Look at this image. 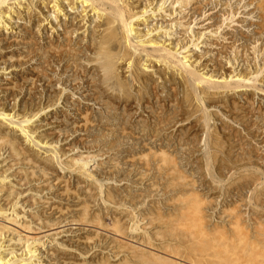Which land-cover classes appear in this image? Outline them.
I'll list each match as a JSON object with an SVG mask.
<instances>
[{
    "label": "bare ground",
    "instance_id": "obj_1",
    "mask_svg": "<svg viewBox=\"0 0 264 264\" xmlns=\"http://www.w3.org/2000/svg\"><path fill=\"white\" fill-rule=\"evenodd\" d=\"M210 1L211 0H0V54H10L15 50H27L29 43L32 41L30 43L32 45L34 42V40H31V37L35 32L40 41H44V43H41L48 54L49 60L47 61L48 58L45 60V68L49 70L48 67L57 64L56 66L73 71L76 75V77H72L73 79L70 81L72 82L70 86H67V84H69V79L67 81L65 80V83L61 79L62 74L66 72H60V77L58 76V80H56L55 83L61 84L63 87L55 93L54 96H56V99L53 100L54 102H45L44 104L41 102V104H37L36 106L33 99H23L20 104L16 101L17 96L20 94V84L24 81V84H27L26 87L28 90L32 91L36 82H41V76H44V72L46 74V70L43 67L42 70L37 69L36 71L33 68L34 65H29L34 60V56H32L34 52H31L32 54L28 52V54L21 53L17 55V60L19 61L21 59L23 61H19L20 63L14 65L12 64L10 67L9 65L7 66L5 62L15 59L14 53H11L10 57L4 54V60L1 59L3 56L0 57V60H2L0 62V78L1 80L7 81L4 84H0V93H3L2 96H4V98L12 97L17 91L19 93H16V97L14 96V99H12V105L14 104L12 107L11 105L8 106L7 103L2 104L0 102V264H120L122 260L120 262L116 260H118L117 258L120 257L119 255L123 250L125 251L127 249V253L132 254L131 256L134 254L137 257V254H139L135 251L136 249L133 245L131 246L130 244L124 243L122 240L115 239V237L111 238L110 242L104 240L101 241V243L99 241L98 250L80 253L79 245H86L92 238L86 236V238L82 239L73 229H62L65 225L63 216L66 210L69 212L76 210L79 213V217L73 219L72 224L87 223L89 219L87 214H90L88 212L90 204L88 206V200L86 199H90L91 202H102L106 201L108 198L110 200V198L113 197V193L110 189L104 190L102 188L103 186L95 179L96 177L93 178L94 175L88 172L86 170L87 168L85 169V167L88 166L89 156L88 158L87 156L81 157V155H79L80 157L76 158L75 154L74 156H71L73 154L67 155L65 152H59L61 148L57 147L59 150L56 149L55 144H57V142L55 143V139L58 138V136L53 131L56 129V126L53 125L55 123L51 120L53 119V115L48 116L47 114H49L50 108L58 107L60 101L62 104L59 106L62 110L60 112H64L63 108H65V110L67 109V114V111H73L74 117L78 118L77 122H79L78 124L81 128L79 130H83L91 122V118L88 117L87 113L89 106L99 105L103 109H112L111 107H114L113 104L110 103L112 101L117 103L116 108L125 109L128 112V118L134 119L137 126L140 125V127L144 129L151 127V130L154 128V133H152L151 136L154 138V140H152L153 142H156V140L162 141L161 139H163V137H165L164 140L166 141L169 137L168 134L172 136V132H174L176 128H182L185 123L192 122L191 126V123H188L189 127H186V132H188L187 136L182 132L184 127L182 131L180 128L177 129L179 130L178 133L176 132L177 135L174 134L175 132L173 134L178 137V135H181L179 134L181 131V133H183L182 135H185L184 138L194 139L198 142L202 139L201 134L206 133L207 139L213 147H211L212 149L210 148L211 152L208 153V161L217 159L221 161V157L226 158L229 155V157H231L233 146L231 147V152L228 149L229 147L227 149L224 147L222 149L220 148L225 142L228 143L230 139L234 140V138H237L238 133L234 132L231 134V132L227 131L229 133H227V135L223 134V136L218 129H211L214 122L212 121L213 125L211 126L210 123L213 117H217V119L218 116L220 117L221 111L218 109L223 110L221 114L227 118V120L230 119L229 121L235 122L236 124L239 119L254 118V114L249 112L252 109L254 111L256 108H254V98L257 95H259V97L264 96V49L261 48L259 50V48H256V42H259V40L262 39L261 36H264V0H248L247 6H254L253 10L257 12L258 19H260L259 22L257 21L258 24H256L255 31L253 30L254 33L252 34V38L254 37V41L252 39L253 42L251 43L253 51L251 53L252 57H249L250 55L248 56L249 53L245 54L246 50L244 48L247 46L243 47L245 51L242 49L245 54V56L242 57L240 55V46L237 44L242 40L246 41L245 43H247V41L249 43V40H251L249 38H251V36L247 37L244 35L245 33L233 34L231 31L230 33L228 31L223 33L232 23L234 24V12H229L230 15H226L227 17H224V14L222 16L224 17L222 22L214 21V17L207 16L208 18L204 19L202 23L209 20H212V23L201 31L193 30V28H195L193 26L197 25L195 21L205 18L206 13L204 10H206ZM186 7H188L189 11L184 15ZM178 16L180 17L177 18ZM156 17L165 20L164 24L155 23L151 25L152 22L150 20L153 21ZM241 22L243 21H240V23ZM202 23H198V25ZM177 28L182 31L183 38L186 37L183 41L187 38L189 40L184 42L179 40L180 43L174 40L176 41V44H174L172 38L165 37L162 39L164 36H171L173 34L172 31ZM5 34L7 35L6 37ZM54 34H56V38H54ZM257 36L260 39L256 38ZM205 37L211 40L207 43L205 42ZM39 39L36 38L35 43H37ZM206 41H208V39ZM202 44H207L213 50H208L207 47L203 53L201 52L202 54L197 53L196 51L203 47L200 46ZM240 44L241 46L244 45L243 43ZM248 50L249 49H247V51ZM259 58L262 63L260 62L261 64L259 66H257L258 64L254 65L253 63L257 62ZM223 59L225 60L224 63ZM235 61H242L245 63V69L237 71L233 64ZM40 67L38 66V68ZM16 68H20L19 71L28 70V72H31L27 73L29 76L27 74L23 75L18 80V72H15ZM43 70L45 71L43 72ZM9 75L12 76L10 78H4ZM48 80L51 82L52 78ZM42 85L45 86V84ZM68 88H71V91H67ZM43 91H45V94L47 92L50 94L47 85L43 88ZM91 93L92 97L89 96ZM164 93L166 95L168 94V97L166 95L162 97ZM76 94L80 97L77 96L76 99L72 101V98H74ZM33 96L36 97L37 95ZM235 96L238 97L237 100H234L235 98L233 99ZM178 97L180 101L177 100L179 99ZM12 101L8 103L11 104ZM90 102H92V104H90ZM170 105H174L172 106V110L174 109L173 107H176V111L174 110L172 112L173 115L170 113L166 115V106ZM260 105L261 104L258 106ZM19 106H21V108L18 110L23 111V113L17 112ZM83 108L85 111H83ZM256 109L259 113L264 111L262 110L264 108H260V110L259 107H257ZM106 112L111 111L109 110ZM245 112H248V114L251 113V117ZM54 114L56 113L54 112ZM62 115L64 116V114ZM170 115L171 117H167ZM247 116L249 118H247ZM110 119L111 118L108 117L105 118L104 122L99 121V123H96L106 125L111 131L113 130V124ZM42 122H45L44 124L46 126H50L49 129L47 128L49 130L47 132L50 134H47L44 129L41 130L42 126L40 125ZM258 123L256 124L259 126ZM215 127H217V124L214 128ZM228 127L230 126H227V128ZM223 128L225 129V125ZM233 130L237 131L236 129ZM235 133H237V135ZM128 134L125 130H122V134L119 135V138H131ZM183 136L179 138L182 139L181 137ZM169 141H171V139H169ZM169 141H167V143ZM155 142L152 144H155ZM227 146L226 144L225 147ZM241 147H243L242 144ZM158 149L160 151L157 150L159 152L155 153L159 154V156H170L165 154L166 152L162 150L163 148L160 147ZM248 154L246 157H248ZM260 155L262 156V154H258L259 160L262 159ZM152 156L153 155H151V157ZM128 157L135 159L134 155ZM61 158L63 159L61 160ZM166 158L167 157H165V159ZM252 159L254 160V158ZM168 160L169 158H167V162H169ZM175 160L176 159H174V161ZM224 160L225 159L222 161ZM151 163H153V161H151ZM165 163L166 162H164L163 165ZM173 163L171 165L173 168H169L174 169L175 173L177 171L175 168L176 163ZM220 163L223 165L222 162ZM57 166L60 167L59 169L61 170H69L77 166V174L80 172L83 175V181H81L84 183L81 184V188L84 190L85 194L82 198H80V196L72 198L67 193L69 192V188H67L68 180L57 176ZM143 166L146 172L147 170H153L151 164L149 165L147 162ZM169 168H163V170L160 171L161 173L158 172L159 175L161 174L167 177L169 175ZM157 170L158 169L154 167V171ZM172 176L174 177L173 174ZM178 177L180 178V176ZM176 185L178 186V183H176ZM181 189H183V187ZM189 191V193L186 192L188 196L186 195L187 197L184 199L187 203H184L189 205L191 203L195 206L188 209V212L185 211V208H182L183 210L176 219L177 227L179 226L184 232L187 234L189 233V239L185 238L187 243H189L186 247V251L184 250L186 256L184 255L185 252L182 249L183 247L181 248V252L184 254L181 255L180 247L174 246L166 249L164 254L166 258L160 255V257H158L157 254L153 257L155 253L151 254L149 252L148 256L142 253V255L144 254V260L145 257L148 260H150V257L154 258L155 261H153V259L147 262L150 264L151 262L152 264L155 262H157V264H232V250L234 251L235 249L233 241H228L229 239L227 240L225 237V239L219 241L215 240L213 237L214 240L212 241L210 238V240L208 239L209 235L207 236L206 230L202 227V216L204 214L201 213L202 210L199 209V205L194 202L192 190ZM183 195L184 194H182V196ZM69 199L72 200V204H69ZM84 215L87 219H82ZM92 219L94 218L92 217ZM93 222L94 221L91 223L93 224ZM95 222H97V220ZM97 223L99 224V219ZM8 224L17 225L26 234H21V231L20 233L17 232L16 237L13 235L11 236L10 232L14 233L19 229L14 230L16 228H12ZM102 225L100 224V226ZM79 229L83 230L81 228L77 230ZM96 230L95 232L97 233ZM180 231L181 230H179V232ZM237 232H234L235 235ZM240 232H242V230H240ZM239 234L235 237H238ZM184 235L185 233L183 236ZM181 239L184 240L183 238ZM247 241H249V239H247ZM238 244L241 245L240 243ZM245 244L246 243L243 244V248L247 247V244L246 246ZM238 247L236 246V249ZM92 248L94 249L95 247ZM99 248H101V250ZM243 250H246V252L248 251V249L245 248ZM187 252L189 255L194 253V256H198L190 257ZM87 254H89V258L86 260ZM224 254L227 256L230 254L231 258L229 259V257L224 256ZM248 254L249 253H247V255ZM142 255L140 258L139 256L137 257L139 259L129 256L135 258L137 261L141 259L144 261ZM149 255L152 256L149 257ZM238 256L239 255H237V257ZM125 260L129 261L127 256ZM125 260L123 263L125 262L124 264H127ZM238 261L239 260H235V262ZM244 261L246 263L248 262L246 260ZM145 262L140 264H147ZM235 262L233 263L237 264ZM241 262L240 264H242ZM130 263L128 262V264ZM131 264H134V262Z\"/></svg>",
    "mask_w": 264,
    "mask_h": 264
},
{
    "label": "rangeland",
    "instance_id": "obj_2",
    "mask_svg": "<svg viewBox=\"0 0 264 264\" xmlns=\"http://www.w3.org/2000/svg\"><path fill=\"white\" fill-rule=\"evenodd\" d=\"M211 1H210L209 5L206 7V10H204V12L206 13L205 18H201L200 20H196L195 23H197V25L193 26V27H195V28H193V30L194 31H197V30L201 31L203 28L205 29L208 25H210L212 23V20H209V21L202 23V21L204 19L208 18L207 16L214 17V21H217V22L221 21L222 22L224 17H227L228 15H230V13L234 12L233 13V14H235V17L233 19L234 24L232 23L229 28H226V29L224 28L225 30L223 31V33L227 32V31L230 33V31H231V33H233V34L245 33L244 35H246L247 37L251 36V38H249V39H251V40H249V43H248V41H247V43H245L246 41L242 40L243 42L240 41L237 44H238V46H240V48H239L240 49V55L242 57L245 56L246 53H249L248 56L250 55L249 57H252L251 53L253 51H252L251 43L254 41V37L252 38V34L255 31L254 29L256 28L255 27L256 24H258L257 21L259 22V20H260V19H258L257 12L255 10H253L254 6H252V5L247 6L248 0H211ZM219 1L221 2V4ZM188 11H189L188 7H186V11H185L184 15H186L188 13ZM223 15H224V17H222ZM179 17L180 16H178L177 18H179ZM181 17H182V15H181ZM186 20H187V18H186ZM150 21L152 22L151 25L152 24L154 25L155 23L156 24H159V23L164 24L165 20H162L160 17H158V18L156 17V18H154L153 21L152 20H150ZM240 21H243L244 23L243 22L240 23ZM198 23H202V24L198 25ZM180 31L181 30L179 28H177L176 30L172 31L173 34L171 36H164V37L162 36L163 37L162 39H164L165 37L166 38H172V42L174 44H176V41L177 42L179 40L183 41V39L186 37L183 38V36H182L183 33H182V31L181 32ZM221 32H222V29H221ZM206 35H207V33H206ZM6 36L7 35L5 34V37ZM33 36L31 37L32 38L31 40H34V42L32 45L30 44L32 41L29 43L27 50L26 49H24L23 51L22 50H15V51L11 52V53H14L15 59H11V61L9 60V61H6L5 63L7 66L9 65V67H10L12 64L14 65V64H17V63H20L21 61H23L20 59L19 60L20 62H19L16 58L17 55H19L21 53L28 54V52H30V53L34 52L33 54L31 53L32 56H34V60L29 65L30 66L34 65L33 68L36 71H37V69L42 70V68L44 67V69L46 70V74L44 72L45 70H43V72H44L43 74H44V76L45 75L46 76H45V78L43 75L41 76L42 77L41 82H36V85L34 86L32 91H29L28 88L26 87L27 84H24L25 83L24 81H23V83H21L20 82L21 79H20V81H19L21 83L20 89H19L20 94L18 93V91L16 92L19 94L16 98V101H17V103L21 104L22 103L21 101L23 99L24 100H30V99L32 100L33 99V101L35 102V105L37 106V104H41V102H42V104H44L45 102H49V103L54 102L53 100L56 99L55 98L56 96H54L55 93L61 87H63V85H61V84L59 85V84L55 83V81L58 80V76L60 77L61 73L66 72L65 74H62L61 79L63 80L64 83H65V80L67 81L69 79L68 80L69 84H67V86H70V83H72V82H70L71 79H73L74 76L76 77V75L73 71H69L68 69H67L68 70L67 71L64 68L56 66L57 64H54L53 66L48 67L49 70H47L45 68V66H46L45 60L48 58V56H47L48 54L46 53L47 51L45 50V48L42 44V43H44V41H40V39L38 38V36L35 32L33 33ZM238 37H239V35H238ZM36 38L39 39V40H37V43H35ZM54 38H56V34H54ZM256 38H259V37L257 36ZM261 38L262 39L259 38L260 39L259 42L258 41L256 42V46H257L256 48H259V50L261 48L264 49V36H261ZM207 39H208V41H206ZM252 39H253V41H252ZM174 40H176V41H174ZM186 40H189V39L187 38ZM186 40H184V41H186ZM209 40H211V39L206 38L205 42L208 43ZM180 41H179V43H180ZM240 43H243L244 45L241 46ZM248 44L251 46H249ZM33 45H35V46H33ZM200 46H203V47L196 51L199 54L201 52L203 53V51H205L207 47H208V50L212 49L207 44H202ZM244 46H247L244 48L246 51H247V49H249L247 52L243 49ZM35 48H37V49H35ZM242 49L245 51V54H244V51ZM241 50H242V52H241ZM35 53H37V54H35ZM4 54H6L7 57H10V54H8V53H4ZM4 54H2V53L0 54V57L3 56L1 58L3 60H4V56H5ZM31 54H30V56H31ZM22 55H24V54H22ZM35 55H37V56H35ZM41 57H44V58H41ZM48 60H49V58L47 59V61ZM1 61L2 60H0V62ZM224 62H225V60L223 61V63ZM241 62L242 61H235L233 63L234 67L236 68L237 71L244 70L246 67L245 63H243V62L241 63ZM257 62H259V63H257ZM257 62H254V63L252 62V63L254 65L258 64L257 66H259L262 63L260 58L257 60ZM253 64H252V66H253ZM37 65L39 67L40 66L41 67L38 68ZM227 66H229V65H227ZM56 67H58L59 69ZM254 67H253V69H254ZM19 69L20 68L15 69V72H18V74H19V75L17 74L18 80L23 75H26L27 73L31 72V71L28 72V70L27 71H19ZM55 71L58 75L55 73ZM72 74H73V76H72ZM27 75L29 76V74H27ZM49 75L52 77H50ZM56 75H57V77H56ZM11 76L12 75H9V76L4 77V78H10ZM28 76H26V77H28ZM15 77H16V75H15ZM48 77L52 78L53 82L52 81L49 82ZM5 80H8V79H5ZM5 82H7V81L1 80V78H0V84H2V83L4 84ZM42 84H45V86H43ZM55 84H56V86H55ZM46 85H47V89L49 90L50 94H48V92L45 94V91H43V88L46 87ZM73 86H74V82H73ZM70 89L71 88H68L67 91H71ZM67 91H66V93H67ZM16 93L12 97H9V98H7V97L4 98V96H2L3 93H0V98H1L0 102L2 104L7 103V105L8 106L11 105V107L14 106V104L12 105V103H13L12 99H14V96L16 97ZM33 95H37V96L35 97ZM49 95H51V96H49ZM165 95H166L165 93L162 94V97H165ZM77 96L80 97L78 94H76L75 97L72 98V101H74V99H76ZM89 96L92 97V93L89 94ZM31 97H34V98H31ZM236 97L237 96L233 97V99L235 98L234 100H237L238 97L237 98ZM88 98H90V97H88ZM6 99H8V100H6ZM49 99H52V100H49ZM254 99H253L254 100L253 102L255 105L254 108L255 107L256 108L259 107V109L264 108V96L259 97V95H257V96H255ZM177 100L180 101V98ZM10 101H12L11 104L8 103ZM110 103H112L114 106V107L110 106L112 109H110V108L109 109L108 108L103 109L99 105L89 106V108H88L89 110L87 113H88V117L91 118L90 119L91 122H90V124H88L89 126L87 125L85 127L86 129L84 128L85 130L84 129L79 130L81 128L79 127V124H78L79 122H77L78 118L74 117L73 111L71 112L68 109L69 111H67L68 112V114H67L66 113L67 109L65 110V108H63L64 112H60V111H62L61 108L59 107L62 105L61 101H60V104L58 106L60 109L57 106L56 107L58 109L56 107H54V108L52 107L53 109L50 108L51 112L49 111L48 112L49 114H47L48 116L53 115L52 116L53 119H51V120L55 123L53 125L56 126L55 127L56 129L53 130L56 133V135L58 136V138L55 139L56 140L55 143L57 142V144H55L56 149L59 150L58 148H61L59 150V152H65L67 155L73 154L71 156H74V154H75L76 158L80 157L79 155H81V157L82 156L83 157L89 156L90 158L88 157L89 159H88V163H87L88 166H86L85 169L87 168L86 170L88 172H90L92 175H94L93 178L96 177L95 179L103 186L102 188L104 190L110 189L113 193V197L110 198V200L108 198V199H106V201H102V202L99 201L100 203L99 202H91L90 199H88V198L86 199V200H88L87 201L88 206L90 204V206L88 208V212L90 214H87V216L89 218L88 219L89 223L83 222L84 224H74V223L72 224V220L79 217L78 211H76V210L71 211V212H69L67 210L65 211L64 216H63L65 225H64V228H62V229H65V230L73 229L77 234H79V236L82 239L86 238V236H89L92 238L91 240L88 241V243L86 245H79V252L80 253L86 252V251L91 252V250H93V251L98 250L99 241L101 242V241L106 240V241L110 242L111 238H114V237H115V239L122 240L124 243L130 244L131 246L133 245V247H135V249H136L135 251L139 253V254H137V257L140 254L142 255V253H144V254H146V256H148V253L150 252L151 254L155 253V254H153V257H154V255L156 256V254H157L158 257L162 256V257L166 258V255H164L166 249H169L170 247H174V246L180 247V249L183 247L182 248L183 251L184 250L186 251V247L189 243H187L185 238L189 237V235H188L189 233L187 234L179 226L177 227L176 219H177V216H179V213L184 208H185V211L188 212V209H191L195 206V205H192L191 203H190V205L185 204L187 202H185V200H184L188 196L187 193L190 192L189 190H192L191 192L194 194V198H193L195 200L194 202H196L199 205V209L202 210V211L200 210L201 213L204 214L203 215L204 217L202 216V218H203L202 219V227L204 228V230H206L207 236L209 235L208 239L210 238L211 241L214 239L219 241V240L227 238V240L229 239L228 241H233V243L235 245V249H234V251L232 250V253H233L232 259H231L232 264H234L233 262H235V260H239L240 262L243 260L241 262L242 264H255V263L264 264V166H262V165H264V160H262V159H264V153H262V152H264V129H262V128H264V126H262V125H264V120H262V119H264V111H261V113H259V111H257L256 108H255L256 111L255 110L253 111V109L251 111H249V112H252L254 114L253 115L254 118L251 117V115H252L251 113L248 114V112H245L251 118H249L247 116V118H249V119H246V118L244 119V117H243L244 120L239 119V121L236 124L235 122L229 121L230 119L227 120V118H225L221 114V113H223L222 112L223 110L218 109L219 111H221L220 112L221 118L219 116H218V119H217V117H213V120H211L210 126L213 125V122H214V125L211 126V129H218L219 132L221 131L220 133L222 135L223 134L227 135V133H229V132H231V134H233L234 132H237L238 135H237V133H235V134L238 137L234 138V140L230 139V141L228 143L225 142L224 143L225 145L223 144V146L220 148V149H222L224 147L225 149H227L229 147L228 149L230 151L231 147L233 146V148H232L233 152L230 151L232 153L231 157H229L230 156L229 155L226 158L221 157V161H220V159L219 160L217 159L218 161L217 160H211V161L209 160L208 161V159H207L208 153L211 152V149L213 147L207 139V136H206L207 134L206 133H202L203 135L201 134L202 139L200 141H198L200 143H198L194 139H186V138H184L185 135L184 136L182 135L183 133H185L187 136L188 132H186L187 131L186 127L189 125L188 123H191L190 124V126H191L192 122H187V124L185 123L184 124L185 126L183 125L184 128L182 127L183 131H182V128L179 127L183 133H181V131H180L179 134H181V135H178V137L175 135H177L176 132L177 133L179 132V130H177L179 128H176L174 130L175 133L172 132V136L170 134H168L169 137L166 139V141L164 140L165 137H163V139H161L162 141L156 140V142L154 141L155 144H152V143H154L152 141V140H154V138L151 136H152V133H154L153 132L154 128H152V130H151L150 129L151 127L150 128L148 127L149 129L148 128L144 129L143 127H140V125L137 126L134 122V119L132 120V118L131 119L128 118V112L125 109L122 110V109L116 108L117 103H115V102L111 101ZM90 104H92V102H90ZM259 104H261L262 106L261 105L258 106ZM170 106H166V109H167V112L165 111L167 113L166 115H169V113L173 115L172 112L174 110L176 111V109H175L176 107H173L174 109L172 110V106H174V105H170ZM20 108H21V106H19V108H17V110ZM169 108H170L171 112H170ZM105 110L106 111L110 110L111 112H106ZM262 110H264V109H262ZM83 111H85V109ZM17 112L23 113V111H21V110H18ZM54 112L57 115L54 114ZM256 112H257V114H256ZM62 114H64V116L65 115L66 116L64 117ZM108 117L111 118L110 120L113 124L112 129L114 131L113 130L110 131L109 128H107V126L104 124H101V123L97 124L96 123V122L99 123V121L104 122L105 118H108ZM167 117H171V115L167 116ZM214 119H216V120H214ZM254 121L256 123L259 122L258 123L259 126ZM247 122L248 123L250 122L249 123L250 125ZM44 123L42 122L40 125V126H42L41 130L44 129V131L47 132V131H49L48 129L50 128V126H46ZM94 123H95V125H94ZM216 124H217L218 128L217 127L214 128V126H216ZM224 125H225L226 130L223 128ZM227 126H230V127H228L229 129L227 128ZM232 127H233V129H236L237 131H234L232 129ZM231 129L233 132L231 131ZM122 130H125V132L127 134L129 133L128 135L131 136V138L120 139L119 135L122 134ZM222 131H223V133H222ZM227 131H229V132H227ZM240 133H242V134H240ZM47 134H50V133L47 132ZM255 134H257V135H255ZM149 136L151 139L149 138ZM161 136H163V135H161ZM180 136H183V137H181L182 139L179 138ZM169 139H171V141H169ZM184 139H185V142H184ZM167 141H169V142L167 143ZM231 143H232V145H231ZM250 143H252V144H250ZM226 144L228 145L227 147H225ZM241 144L243 147H241ZM236 146H239V147H236ZM251 146L253 147V149ZM136 147H138V148H136ZM160 147L163 148L162 150H165V152H166L165 154L170 155V156H165V157L169 158L168 161L170 163L167 162V158L165 159V157H163V156H162L163 157L162 158L161 156H159V154L155 153V152L160 151L158 149ZM249 149H250V151H249ZM255 149L259 152H257ZM67 150H70V151H67ZM157 150H159V151H157ZM234 150L236 153L234 152ZM248 152L251 156L248 154ZM253 152H254V154H253ZM256 153L262 154V156L260 155V157L262 158L261 160L258 159L259 156ZM247 154H248V157H246ZM130 155H132V156L134 155L135 159L129 158L128 156H130ZM149 155H150V157H149ZM151 155H153L154 157L153 156L151 157ZM234 155H235V157H234ZM151 158L154 160H152ZM230 158L233 160H231ZM252 158H254L255 161ZM62 159L63 158H61V160ZM174 159H176L175 161H177V162H175ZM223 159H225V160L222 161ZM242 159H244V160H242ZM245 160H247V161H245ZM134 161L136 164L134 163ZM145 161L147 162V164H149V165L151 164V166H152L151 168H153L152 171L147 170V172H146L145 169H143L144 168L143 165L146 164ZM151 161H153V163H151ZM164 162H166V163L163 165ZM220 162H222L223 165H221ZM223 162H225L226 164ZM172 163L173 164L176 163L175 168L177 170L176 171L177 173L176 172L174 173V171H175L174 169L169 168V167H171ZM210 164H212V165H210ZM227 165H229V166H227ZM93 166H94V168H93ZM216 166H218V167H216ZM252 166H253V168H252ZM256 166H258V167H256ZM154 167H155V169L157 168L158 170L154 171ZM166 167L169 168V170H171V171L168 170V173L170 176L168 175L167 177H165V175L162 176L161 174H160L161 175L160 176L159 175V173H161L160 171H162L163 168L167 169ZM59 168L60 167L57 166V169H58L57 170L58 171L57 176L59 178H64V179L68 180V187L67 188H69V192H67V193L72 198H74L76 196H80V198H82L85 194L84 190L81 188V186H82L81 184L84 183V182H82L83 181L82 180L83 175L80 172L77 174V171H78L77 166L73 167L72 168L73 170L69 169L70 171L66 170V169L61 170ZM171 168H173V167H171ZM222 168H224V169H222ZM159 169H161V170H159ZM183 169H185V170H183ZM234 169H235V171H234ZM254 169H256V170H254ZM74 171H76V172H74ZM171 173L174 175V177L172 176ZM178 176H180L181 179ZM254 177L257 181L254 179ZM177 181H179V182H177ZM190 181H192V182H190ZM251 182H253V183H251ZM176 183H178V186L176 185ZM150 185H152V186H150ZM187 185H190V186H187ZM179 186H180V188H179ZM182 187H183V189H181ZM190 187H191V189H190ZM182 194H184V195L182 196ZM181 196H182V198H181ZM71 199H69V201H70L69 204H72ZM181 200H184V201H181ZM178 201H180V202H178ZM171 203L174 205H172ZM176 203H178V204H176ZM179 203H180V205H179ZM114 208L115 209L117 208V209L115 210ZM177 212H178V214H177ZM92 217L94 219H92ZM83 218L87 219V217L85 215H84V217L82 216V219ZM98 219H99V224L97 223ZM89 220H92L94 222L97 220V222H95V223L93 222V224H92L91 223L92 221H89ZM100 224L101 225L103 224V225L100 226ZM8 225H10L12 228H16L14 230L19 229L18 231L14 232L15 234L13 232H10L11 236L13 235L14 237H16L17 232L20 233L21 231H22L21 234H23V235L26 234L17 225H11V224H8ZM78 228H81L83 230L79 229L80 230L79 231V230H77ZM177 228L179 230H181L183 233L181 231L179 232V230ZM95 230L99 234H97L95 232ZM177 230H178V232H177ZM210 230L213 232L215 231L214 234ZM240 230H242V232H240ZM237 231H239V232H237ZM209 232H210V234H209ZM234 232L235 233L237 232V234L240 233L239 235H241V236L238 235V237H235L237 234L235 235ZM180 233L182 236L180 235ZM184 233H185V235L183 236ZM210 235H212V236H210ZM222 236H223V238H222ZM244 237H245V239H244ZM181 238H183L184 240H182ZM247 239H249V241H247ZM242 241H243V243H242ZM237 242L240 243L241 245H239ZM244 243L247 244L248 248L244 247L245 249H248L247 252H246V250H243L244 249L243 248ZM249 243H251V244H249ZM246 244H245V246H246ZM236 246L237 247L239 246V247L236 249ZM240 246H242V247H240ZM249 246H251V247H249ZM92 247H95V248L93 249ZM99 249L101 250V248H99ZM182 249L180 250V252L182 251ZM126 250L122 251L124 253H122V252H121V254L119 253L120 257H118L117 258L118 260H116V261L120 262L122 260V263H123V261L126 259V256H127V259L129 260V261L125 260L127 264H128V262L129 263L134 262V264L135 263L140 264V263L145 262V260H146L145 263H147L148 261L150 262V260L152 261L154 259V258L150 257L152 255H149L150 258L149 257L148 258L150 260H148L145 256H144L145 257V260H144V258H143L144 254H143L142 258L144 261H142V259H141L138 261H142V262H138L137 260H135V258H137L136 255L133 254V256H131L132 254L127 253ZM137 250H139V251L141 250V251L139 252ZM143 251H146V252L148 251V252L146 253ZM158 251H159V253H158ZM238 251H240V252H238ZM247 253H249V254L247 255ZM183 254L184 253L181 252V255H183ZM226 254H224V256L229 257V259H230L231 255L229 254L227 256ZM129 255L131 257H135V258H131ZM184 255L186 256V252ZM188 255H189V253H188ZM237 255H239V256L237 257ZM240 255H241V257H240ZM140 256H139V258H140ZM189 256L195 257L198 255L194 256V253L193 254L191 253V255H189ZM256 256H258V257H256ZM252 257H253V259H252ZM88 258H89V254L86 255L85 259L87 260ZM139 258H137V259H139ZM155 258H157V257H155ZM233 258H234V260H233ZM244 260H246L248 262L246 263ZM153 261H155V259ZM238 262H235V263L238 264ZM240 262H239V264H240ZM122 263H120V264H122ZM147 264H150V263H147ZM151 264H152V262H151ZM153 264H157V262H155Z\"/></svg>",
    "mask_w": 264,
    "mask_h": 264
}]
</instances>
